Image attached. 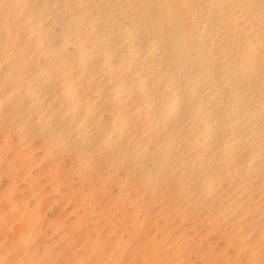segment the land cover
I'll return each mask as SVG.
<instances>
[{
    "label": "bare ground",
    "instance_id": "obj_1",
    "mask_svg": "<svg viewBox=\"0 0 264 264\" xmlns=\"http://www.w3.org/2000/svg\"><path fill=\"white\" fill-rule=\"evenodd\" d=\"M0 264H264V0H0Z\"/></svg>",
    "mask_w": 264,
    "mask_h": 264
},
{
    "label": "rangeland",
    "instance_id": "obj_2",
    "mask_svg": "<svg viewBox=\"0 0 264 264\" xmlns=\"http://www.w3.org/2000/svg\"><path fill=\"white\" fill-rule=\"evenodd\" d=\"M218 242H221V241H218V240H217V242H214V245H215V246H220L221 243H218ZM215 243H216V244H215ZM219 244H220V245H219Z\"/></svg>",
    "mask_w": 264,
    "mask_h": 264
}]
</instances>
